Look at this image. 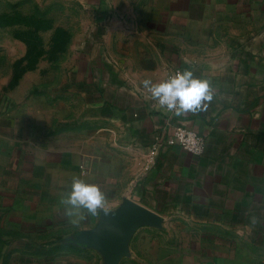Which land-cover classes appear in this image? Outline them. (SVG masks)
Returning a JSON list of instances; mask_svg holds the SVG:
<instances>
[{"label":"crops","instance_id":"1","mask_svg":"<svg viewBox=\"0 0 264 264\" xmlns=\"http://www.w3.org/2000/svg\"><path fill=\"white\" fill-rule=\"evenodd\" d=\"M218 1L210 10L205 0H84L90 8L73 75L84 105L70 119L84 125L69 147L85 162L84 173L101 177L104 187L119 179L132 199L162 217L179 213L231 241L261 246L264 0ZM242 18L251 21L242 26ZM225 19L227 26L217 25ZM210 33L219 37L207 41ZM171 66L212 88L206 110L180 116L205 137L201 155L173 143L149 157L170 129L141 82H159Z\"/></svg>","mask_w":264,"mask_h":264},{"label":"rangeland","instance_id":"2","mask_svg":"<svg viewBox=\"0 0 264 264\" xmlns=\"http://www.w3.org/2000/svg\"><path fill=\"white\" fill-rule=\"evenodd\" d=\"M213 2L205 0V8L219 4ZM89 8L84 0H0V264H114L104 251L76 240L103 211L93 216L60 203L74 176L100 187L108 212L130 197L119 179L104 187L101 177L84 173L85 162L69 147L84 125L75 128L70 119L84 105L73 75ZM223 24L228 19L217 25ZM80 216L85 219L71 222ZM261 246L231 241L216 227L171 212L157 226H139L116 264H264Z\"/></svg>","mask_w":264,"mask_h":264},{"label":"clouds","instance_id":"3","mask_svg":"<svg viewBox=\"0 0 264 264\" xmlns=\"http://www.w3.org/2000/svg\"><path fill=\"white\" fill-rule=\"evenodd\" d=\"M143 86L150 93L151 98L158 102L159 106L172 112L175 116L185 113H196L207 109L213 99V91L209 81L197 78L189 70L177 71L174 75L159 82L153 83L151 79H144ZM106 195L95 183H89L74 176L71 182V191L67 199L61 198L60 203L71 205L73 209L83 208L90 215L108 213L105 207ZM65 214L73 216V212L66 210ZM85 219L80 216L79 220L71 222L77 224Z\"/></svg>","mask_w":264,"mask_h":264},{"label":"water","instance_id":"4","mask_svg":"<svg viewBox=\"0 0 264 264\" xmlns=\"http://www.w3.org/2000/svg\"><path fill=\"white\" fill-rule=\"evenodd\" d=\"M161 221L162 216L158 212L125 197L114 211L103 213L97 224L81 231L76 240L104 251L116 264L125 254L129 239L139 226H157Z\"/></svg>","mask_w":264,"mask_h":264},{"label":"built area","instance_id":"5","mask_svg":"<svg viewBox=\"0 0 264 264\" xmlns=\"http://www.w3.org/2000/svg\"><path fill=\"white\" fill-rule=\"evenodd\" d=\"M177 71H182L179 66L168 67L163 79L174 75ZM161 110L168 122L170 130L167 136L160 138L151 144L149 157L155 155L163 145L173 143L179 144L182 148L193 155H201L205 149V137L193 128L181 123L180 116H175L172 112H169L162 107Z\"/></svg>","mask_w":264,"mask_h":264}]
</instances>
